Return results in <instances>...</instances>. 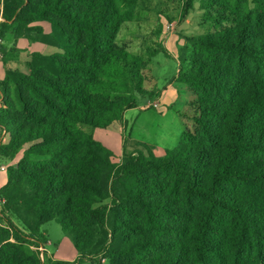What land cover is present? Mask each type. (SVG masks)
Wrapping results in <instances>:
<instances>
[{
    "label": "trees",
    "instance_id": "1",
    "mask_svg": "<svg viewBox=\"0 0 264 264\" xmlns=\"http://www.w3.org/2000/svg\"><path fill=\"white\" fill-rule=\"evenodd\" d=\"M140 1L2 0L0 38L13 28L58 52L34 51L26 74L6 67L0 80V158L23 152L0 187V264H43L49 222L79 259L264 264V0L200 1L214 31L186 38L175 77L191 127L164 156L146 146L115 163L86 129L123 135L148 95V61L116 42Z\"/></svg>",
    "mask_w": 264,
    "mask_h": 264
},
{
    "label": "rangeland",
    "instance_id": "2",
    "mask_svg": "<svg viewBox=\"0 0 264 264\" xmlns=\"http://www.w3.org/2000/svg\"><path fill=\"white\" fill-rule=\"evenodd\" d=\"M200 1L141 0L133 18L122 26L117 35L116 42L118 46L148 61L147 68L143 70L146 79L145 88L148 95L139 99L140 106L144 107L141 110L144 111L139 108L129 109L125 111L123 117L126 125H128L129 138L127 136V145L129 148H133V146L141 142L162 147L163 138L173 140V134H176L179 129L183 130L177 111H183L190 101L189 93L184 88L171 87L164 98L166 105H163L160 101L157 109H151V105L156 101L161 90L172 84L170 81L178 72L175 55L176 57L178 55L177 60L181 61L189 51V44L186 38L214 31L213 23L204 17V12L200 8ZM189 2L192 4V9L188 10L185 15ZM40 26L43 27L46 33L49 32V25L43 23ZM167 26H170L171 29L167 30ZM3 37V43L0 44L2 49L0 52V80L6 67L26 74L29 56L34 51L45 55L58 52V49L51 46L31 42L23 38H15L13 28L6 31ZM164 49L167 50L169 56L162 53ZM151 94L152 96H150ZM186 101L187 105H185ZM169 104L174 105L169 107ZM183 121L188 127H191L192 123L190 120L184 119ZM86 130H91L94 133V138L102 143L105 141L111 144L112 140H107L110 137L114 139V134H110L111 132L89 128ZM109 148L112 149L110 146ZM136 148L134 149L144 154L147 152L143 146L137 145ZM22 153L13 160L0 158V165H3L8 170L9 166L16 163L17 159L22 156ZM121 157L122 155L114 153L112 161L118 163ZM0 176L5 178L7 173L0 172ZM2 210L3 202L0 199V212ZM6 215L17 227L25 230L14 215ZM0 224L5 225L1 219ZM40 231L47 237V243L44 244V248L48 256L46 252L43 253V264L51 263V256L65 260L70 257L67 262H74L73 264H96L97 261L103 264L108 263L101 256L77 258L78 253L74 248L73 236L64 235L60 226L55 222L42 225ZM10 241L13 242V240ZM71 256H76V258Z\"/></svg>",
    "mask_w": 264,
    "mask_h": 264
},
{
    "label": "crops",
    "instance_id": "3",
    "mask_svg": "<svg viewBox=\"0 0 264 264\" xmlns=\"http://www.w3.org/2000/svg\"><path fill=\"white\" fill-rule=\"evenodd\" d=\"M1 12H2V0H0V23L3 21V19H2V17H1ZM4 38V37H3ZM3 38H0V44H2L3 43ZM168 56H169V54H168ZM170 56H172V54H170ZM175 58H176V61H177V64H178V68L177 69H179V60H177L178 59V55H177V57H176V55H175ZM0 70H1V67H0ZM5 71V70H4ZM178 73V72H177ZM177 76V74L172 78V80L170 81V83H172V84H170V85H167L163 90H161V93L159 94V96L157 97V99H156V101L158 102V106H159V101L163 104V105H166V103H165V101H164V98L166 97V95H167V93L169 92V90H170V88L171 87H178V88H184L183 87V85H181V84H179V83H176L175 82V77ZM4 78V75H3V77H2V79ZM1 79V80H2ZM141 104H139V106L137 107V108H139L140 110L142 109V108H144V107H142V106H140ZM174 104H169V107H172ZM185 105H187V101H186V103H185ZM158 108V107H157ZM156 108V109H157ZM151 109H153V108H151ZM151 109H146V110H151ZM141 111H144V110H141ZM123 117H124V115H123ZM179 117V116H178ZM179 119H180V122H182V123H184V121L179 117ZM126 129H127V131H126ZM94 130H102V129H94ZM103 131H106V130H103ZM182 131L183 130H181V129H179V131H177V133L176 134H173V137H174V139L173 140H168L167 138H163V140H162V147H158V146H156V145H153V144H149V145H147V144H145V143H139V144H137L138 146H143V147H149L150 149H151V151H152V153L155 155V156H158V157H161V156H164V154L166 153V150L167 149H171V148H173L174 146H176V144H177V141H178V138H179V136L181 135V133H182ZM107 132H111V131H107ZM129 133V131H128V125H126V127H125V132H124V134L122 135V134H119V133H116V132H111L110 134H114L113 136H114V139L112 138V137H110L107 141H109V140H112V142H111V144H109V143H107V142H105L104 141V143H102V142H99V141H97L95 138H94V136H93V138L97 141V142H99V143H101L104 147H106L107 149H109L113 154L114 153H117V154H120V155H123V152H132L133 151V153L135 154V153H137L138 151L137 150H135V149H137L136 148V146L137 145H135V146H133V148H129L128 147V145H127V136L129 135L128 134ZM92 134H94L93 132H92ZM128 138H129V136H128ZM104 140V139H103ZM2 142H7V137L5 136V133L4 132H2L1 130H0V143H2ZM106 143H107V145H109L110 147H112V149H115V150H112L111 148H109V146H107L106 145ZM135 148V149H134ZM1 172V171H0ZM3 173V172H2ZM6 180H7V177H5V178H3L2 176H0V187L2 186V185H4L5 183H6ZM43 248H44V246H43ZM44 251H45V248H44ZM46 252V251H45ZM46 255L48 256V253L46 252ZM72 258H76V256H71ZM51 258V260L52 261H54V260H56V261H68V259L70 258V257H67L66 258V260L65 259H61V258H56V257H54V256H51L50 257ZM77 258H78V255H77Z\"/></svg>",
    "mask_w": 264,
    "mask_h": 264
},
{
    "label": "built area",
    "instance_id": "4",
    "mask_svg": "<svg viewBox=\"0 0 264 264\" xmlns=\"http://www.w3.org/2000/svg\"><path fill=\"white\" fill-rule=\"evenodd\" d=\"M166 29L167 30H170L171 27L170 26H167ZM151 107L153 109L157 108L158 107V102L157 101H154L153 104L151 105ZM0 171L1 172H5L6 171V168L3 165H0ZM38 251L40 252L41 258L43 259V253L45 252L43 246L38 247Z\"/></svg>",
    "mask_w": 264,
    "mask_h": 264
}]
</instances>
